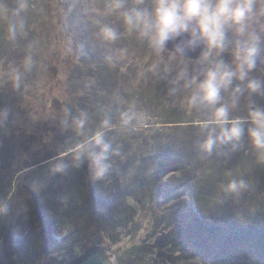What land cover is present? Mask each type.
<instances>
[{"label": "rangeland", "instance_id": "obj_1", "mask_svg": "<svg viewBox=\"0 0 264 264\" xmlns=\"http://www.w3.org/2000/svg\"><path fill=\"white\" fill-rule=\"evenodd\" d=\"M21 2L29 7L14 19L17 24L23 19L24 28L11 41L7 38L2 4L15 8ZM103 2L0 0V108L10 110L5 127L0 129V197L11 196L9 213L0 216V261L28 248V251L36 249L40 255L30 264H66L78 256L74 247L80 249V255L101 247L114 251L117 264H202L200 260L208 257L204 253L207 248L208 252L221 253L222 256L216 255L220 260L231 262L230 255H234L236 263L264 264V257L254 247L258 240L255 228L264 227V168L251 151L233 153L226 162L213 157L194 171L190 170L193 165L188 167L186 163V167L183 165L163 180L170 185L168 193L163 190L165 187L161 192L158 189L156 194H160L146 209L137 211L135 219L132 216L129 221L120 222L125 196L136 193V176L144 181L161 178L157 176L159 169L168 164L173 166L174 156L189 162L190 150L195 151L190 164L194 163L198 135L194 127L179 130L176 127L181 126L166 123L171 118L191 120L194 116L169 101L163 85L155 84L146 73L152 57L134 35L125 33L117 45L128 48L124 60L114 64L106 61L110 48L98 40L91 19L84 12L86 5ZM29 52L36 66L24 74L20 90H14L7 69L21 65ZM260 63L264 67V61ZM66 102L87 109L94 122L106 113L116 120L131 104L146 115L143 126L130 128L117 138L122 155L114 158L108 180L93 182L87 165L70 170L67 175L49 173L48 162L58 152L70 148L75 140L70 130L59 123V111ZM50 113H56V118L50 119ZM215 159L219 160L216 170L208 169ZM240 160L245 166L235 164ZM31 164L36 165L27 167ZM228 173H246L255 190L245 194L239 204L229 199L217 205L222 192L215 183L226 181ZM176 180L181 186L193 184L196 193L178 195L176 206L171 205L165 213L167 209L160 202L163 203L164 193L167 196L174 191ZM196 180H200V185ZM34 183H41L42 187L34 190ZM198 196L212 198L214 203L207 201L209 205H201ZM35 197L42 202L45 221L39 217ZM96 199L104 212L101 216ZM52 207L59 211L57 215ZM174 210H178L180 218L175 222L176 233L188 238V243L182 246L179 241L184 238L180 234L178 239L175 233L172 241L171 233L157 235L153 226L160 221L166 225ZM198 218L219 233L189 225ZM238 225L248 226L244 234H238L235 227ZM11 231L19 237L15 245ZM173 243L175 253L168 248Z\"/></svg>", "mask_w": 264, "mask_h": 264}, {"label": "clouds", "instance_id": "obj_2", "mask_svg": "<svg viewBox=\"0 0 264 264\" xmlns=\"http://www.w3.org/2000/svg\"><path fill=\"white\" fill-rule=\"evenodd\" d=\"M28 7L26 2L15 8L2 4L9 40L23 30V19L17 24L14 18ZM84 12L98 40L110 48L105 57L109 64L128 55L127 47H117L125 33L146 46L152 57L146 73L163 85L169 101L194 116L199 159L226 160L251 151L264 164V0H104L86 5ZM35 66L31 52L21 65L9 66L6 74L14 90H20L24 74ZM59 113L60 125L75 140L48 162L49 173L67 175L87 165L93 182L109 179L114 158L122 155L117 138L143 126L147 118L135 104L116 120L106 113L94 122L87 109L69 102ZM9 115L8 108H0V129ZM49 118L55 119L56 113ZM40 187L33 184L34 190ZM220 187L217 205L229 199L239 204L255 190L246 173H228ZM10 202L11 196L0 197V216L9 213ZM108 264H116V258L108 257Z\"/></svg>", "mask_w": 264, "mask_h": 264}, {"label": "trees", "instance_id": "obj_3", "mask_svg": "<svg viewBox=\"0 0 264 264\" xmlns=\"http://www.w3.org/2000/svg\"><path fill=\"white\" fill-rule=\"evenodd\" d=\"M156 98H157V96H156ZM157 100L159 101L158 98H157ZM160 101H163L164 102V100H162V98H160ZM192 120L193 119L186 120V119H175V118H171V119H169V121H166V123L173 124L172 126H181V127H176V129L181 130V129L188 128V126L192 127L191 126V121ZM184 123H190V124H184ZM194 155H195V151L194 150H190L189 151V154H188V160H190L189 162H182L178 157L174 156L171 159V161L174 163L173 166L168 164L165 169H162L163 167H161L159 169V174L157 176H159L161 178H150L147 181H144V180L137 179V176H136V178H135L136 179V181H135V191H136V193L135 194H128V195L125 196V198L127 199V201H126L124 210H122L123 213L121 212L122 214L120 216V219H121L120 222L122 223L123 221H125V222L126 221H129L132 218V216H133V219H135V216L137 215V211L146 209L148 207L149 203H151L153 201V198L156 195L160 194V192L162 191V188L163 187H165V189H163V190L166 193H168L170 191V187H169L170 185H169V183L164 182L163 180L170 173H174L175 174L177 171H179L183 167V165H185V167H186L187 166L186 163H189L188 167L191 166V165H193L192 169H190V170L191 171H194L195 169L199 168V165L208 163L210 161V159H211L210 158L207 161H204L203 160V162H201V163H195V161L201 160V159H199L198 155H196V158L194 160V163H191L190 164V162H192V160H193ZM248 156H249V154H247V157ZM215 158L218 159L220 157H215ZM48 159H50V158H48ZM48 159H46V162H47ZM217 159H215V161L212 162L211 167H208V169L210 168L211 170L212 169L216 170V167H217L216 166V163L219 161ZM224 162H226L225 159H224ZM235 164L236 165H239V166H245V163L242 160L235 162ZM34 165H36V164H33V165L31 164V165H29L27 167H32ZM39 165H42V164H39ZM259 166L261 168H264V164H259ZM229 168H231V167H229ZM229 168H224V169L228 170ZM222 170H223V168H222ZM169 179H171V177H169ZM196 181H197L198 185H200V180H196ZM176 182H177L176 185L173 186L174 191L173 192H170L167 196L164 193L163 195H165V196H164V199H163V203L160 202L161 206L164 207L165 209H167V211L165 210L166 211L165 213L168 212V210L170 209L169 207L171 205L176 206V204H174V202H175V198H177L178 195L188 196L190 194L193 195L194 192L196 193L195 189H194V192H193V184H190L191 186L190 185L181 186L179 184V181L178 180H176ZM222 182L223 181H220L219 180V182L215 183V187L216 188L217 187H220ZM158 189L160 190V192L158 194H156V191ZM145 194H147V195H145ZM205 198H204V196H198V202H199V204L206 205V204H208L207 201H210L211 202V200H212V198L209 199V200L207 199V197H205ZM146 199H148L147 202H146ZM35 201L37 203V208H39L38 209L39 215H40L39 217H40V219H42V221H45L47 219V217L45 215V212L42 211V202L37 197H35ZM211 203H214V202H211ZM154 205H155V207L157 205V208H158V204L155 203V201H154ZM97 207L99 208L98 209L99 216H101L104 212L102 211V207L99 206V199L97 200ZM157 208H155V210ZM52 211L56 215L59 212V211L57 212L54 207H52ZM177 211L178 210H174V212H172V214L169 215V218H168L167 222L165 221V223H167L166 225L165 224H161V221L157 224V226L156 225H153L154 228H157V230L154 229L155 231H157V235H161V233L162 234L163 233H165V234L166 233H171L172 234L171 235L172 241L175 240V233H176V231H178L177 229H175V222L180 219V218H178ZM123 214H124V217L121 218L123 216ZM117 219H118V217H117ZM189 225L190 226L192 225L193 228L205 229L206 232L209 231V232H213V233H219L218 230L210 229L207 224L205 225V221L203 219L201 220L200 218L196 219L193 222V224L191 222H189ZM164 227H167V228L165 229ZM235 227L237 229L238 234H244L245 230H247V228H248V226H246V225H238V226H235ZM162 228H164V229H162ZM255 232L258 234V240H257V246H254V247L255 248L257 247L259 253H261V255L264 257V245H263L264 244V227H256L255 228ZM179 234H180V238L186 237L181 232H179ZM179 234L176 233V236H178ZM11 238L13 240V244L14 245L17 244V241L16 240L19 237H16L14 235V233L12 232V237ZM178 239H179V236H178ZM225 240L227 241V239H225ZM179 242H181L180 243L181 245H179V246H182V245H184V243H188V238H184V239H182V241L180 240ZM252 245H255V244L253 243ZM159 246H167V245H159ZM174 247H175V244L174 243H173V247L172 246L171 247H168L172 251V253H175ZM25 250H24L25 252H23V249L17 250L13 254V256L9 257L7 260L0 261V264H30L32 260L35 261L36 259H38V257H40V255L38 254V251L36 249H35L36 251L34 249H32V251H28V248L27 249L25 248ZM74 251H76V253L78 254V256L80 255V249L78 247H74ZM204 253H206L208 257L203 258V259L200 260L202 262V264L205 261L210 262L212 264H240V262H238V263L233 262L234 259H235V256L234 255H230V258H229V260H231V262H230L228 260L225 261V260L218 259L219 256H222V254L219 253V252H217V251L214 252L213 250L212 251L210 250V252H208L207 251V248H205V252ZM217 254H219V256H216ZM82 255H80V256H82ZM211 255H213V257ZM194 256H195V254H194ZM244 262L248 263L247 260L244 261Z\"/></svg>", "mask_w": 264, "mask_h": 264}, {"label": "water", "instance_id": "obj_4", "mask_svg": "<svg viewBox=\"0 0 264 264\" xmlns=\"http://www.w3.org/2000/svg\"><path fill=\"white\" fill-rule=\"evenodd\" d=\"M110 256L116 258L117 264V256L113 250L97 247L87 251L82 256H79V258L77 257L66 264H108V257Z\"/></svg>", "mask_w": 264, "mask_h": 264}]
</instances>
